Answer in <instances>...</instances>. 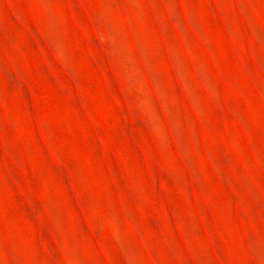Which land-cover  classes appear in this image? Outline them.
Here are the masks:
<instances>
[{"label": "rangeland", "instance_id": "1", "mask_svg": "<svg viewBox=\"0 0 264 264\" xmlns=\"http://www.w3.org/2000/svg\"><path fill=\"white\" fill-rule=\"evenodd\" d=\"M0 264H264V0H0Z\"/></svg>", "mask_w": 264, "mask_h": 264}]
</instances>
